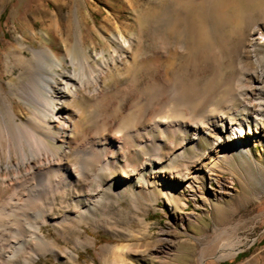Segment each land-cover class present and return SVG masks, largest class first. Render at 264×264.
Segmentation results:
<instances>
[{
    "label": "rangeland",
    "instance_id": "374dc122",
    "mask_svg": "<svg viewBox=\"0 0 264 264\" xmlns=\"http://www.w3.org/2000/svg\"><path fill=\"white\" fill-rule=\"evenodd\" d=\"M183 1L189 6L183 9L179 27H188V33L197 37L198 26L208 23L211 35L231 38L224 48L227 60L218 62L208 57L200 61L198 86L203 92L204 84L215 76L214 91L219 94L233 78L236 82L243 79L245 87H235L236 96L230 97L233 98L224 112L228 111L225 115L234 122L248 120L250 127L245 129L244 139L252 154L233 148L227 133L207 125L201 127L199 139L185 146L181 141L185 137L193 139L192 133L170 132L164 137L148 129L134 134L138 141L133 147L119 149L112 159L116 164L108 168L102 162L92 164L89 157L93 149L89 140H84L76 147L77 154L69 156L70 165L81 169L83 176L68 186L66 193L55 198L51 195V216L56 222L43 224L56 250L47 252L43 247V252L39 247V256L31 264H264V109L258 124L253 120L258 108L255 99L264 98V86L259 83L264 71V0H230L226 13L232 14L234 20L229 24L220 23L217 2L204 8L198 6L200 0ZM171 3L172 0H0V116L4 112L9 118L11 105L29 114L28 104L16 91H28V79L31 87H38L39 73L33 71L37 67L32 66L19 78L20 68L6 63L10 52L22 51L31 56L32 49L47 48L60 57L72 53L82 58L100 51L109 57L119 46L116 35L127 33L136 42L134 49L125 52L124 62L106 82L123 88L133 79L125 65L134 57V74L142 77L139 85L163 73L173 56L180 62L182 54L159 60L154 53L156 41L164 36L175 39L167 21L161 18ZM256 36L260 38L254 44ZM64 66L75 68L69 58ZM160 87L150 91L143 102L148 104L153 96L165 97L167 86ZM90 104L86 98L82 107L87 109ZM122 104L107 114L116 115L123 109ZM76 106L71 105L73 119L77 118ZM128 106L127 102L125 107ZM28 114L22 117L26 119ZM88 118L84 115L83 121ZM87 128L94 134L93 124H87ZM141 137H147L146 145H140ZM220 143L227 147L224 152L218 151ZM203 164V174L195 182L196 191L176 177L189 173L188 167ZM163 186H169L171 194L165 193ZM12 193L7 190L0 203L7 205L14 198ZM26 199L27 194L21 200V209L0 212L1 264L7 258L22 259L35 247L29 233L42 218V212L36 209L38 204L45 202L28 199L29 204ZM80 206H88L90 212L78 211ZM16 239L23 246L10 257Z\"/></svg>",
    "mask_w": 264,
    "mask_h": 264
},
{
    "label": "bare ground",
    "instance_id": "6f19581e",
    "mask_svg": "<svg viewBox=\"0 0 264 264\" xmlns=\"http://www.w3.org/2000/svg\"><path fill=\"white\" fill-rule=\"evenodd\" d=\"M213 2L218 4L221 24H229L234 20L232 14L226 13L230 0H200L197 3L198 6L207 8ZM171 5L161 18L167 21L165 22L174 32L175 39H168L165 36L159 39L155 42L157 50L154 53L159 60L176 54H182L184 58L176 62L173 56L168 65L163 68V73L153 75L143 85L140 84L141 86L139 83L142 77L134 74V68L137 67L135 57L125 65L126 72L132 73L133 77L128 86L123 88L118 84L106 85L118 64L124 62L125 52L134 49L136 42L127 33L120 32L116 35L119 46L110 52L109 57L105 56V51L88 53L82 58H76L72 53L60 57L52 49L47 48H31L33 52L31 56H27L22 51L10 52L7 55L6 63L11 68H20L19 78L34 65L37 69L33 71L39 73V77L38 87H31V80L28 79L25 85L28 86V91L22 89L16 91V94L28 104L29 114L22 109L19 112L11 105L8 107L9 118H6L4 112L0 116V197L7 190H11L12 196L16 199L14 202L12 201L14 198L9 203L6 201L7 205L0 203V212H4V209L7 211L21 209L23 207L21 200L26 194L28 199H35V201L43 199L45 203L38 204L37 208L34 206V209L42 212L41 221L35 222L34 231L29 233H32L30 236L34 239L32 242L36 243H34L35 247L22 259L9 261L7 258L5 261L4 257L1 258L5 261L3 264H31L39 256V247H42L41 250L44 247L47 252H55V242L47 238L43 231V224L56 222L51 216L54 209L51 195L55 198L57 194L66 193L67 187L83 176L84 172L81 169L70 165L69 156L76 153V147H80L84 140H89L93 149L89 157L92 164L97 165L102 162L108 168L116 164L112 159L119 149L133 147L138 141L134 134L148 129H152L153 133L161 132L164 137L170 132L175 135L179 131L184 135L192 133L195 136L193 139L185 137L181 141L182 146H185L190 140L199 139L201 127L207 125L214 130L221 129V133H227L233 148L247 154L251 153L248 140L244 139L247 136L245 129L250 127L248 120L241 119L234 122L225 115L228 111L224 112V108L230 105L229 99L236 96H233L236 93L235 87L238 85L245 87L242 84L243 79L236 82L234 81L236 78H233L229 86L219 94H215L214 91L215 76L204 84L203 92L199 91L201 87L198 86L200 61L208 57H213V60L218 62L227 60L224 48L230 44L231 38H218L215 37L216 35H211L210 25L207 22V24L199 25L197 37H192V34L187 31L188 27H179V23L183 22L182 14L189 4L183 0H172ZM116 27H120V24ZM235 27L236 25L234 29L238 28ZM259 38L260 36L253 38L254 44L259 42ZM67 58L75 66L74 69L64 66ZM259 83L262 87L264 86V71L261 73ZM164 85L167 86L165 97L153 96L148 104L143 102L150 91ZM198 91L201 94L198 95ZM231 96L233 97L230 98ZM86 98L91 101L87 109L82 107L83 100ZM125 101L126 103L122 104ZM255 101L258 108L254 111L253 120L258 124L263 116L264 98L259 97ZM127 102L129 106L126 108ZM74 104L77 105L75 119L71 118V105ZM119 104H122L123 109L116 115L109 116L107 112ZM126 109L127 111L124 112ZM23 113L28 114L26 119L22 117ZM84 115L89 118L83 121ZM90 123L94 125V134L87 128V124ZM152 139L157 142L154 134ZM146 141L147 137L139 139L140 145H146ZM226 149L227 147L221 146L220 143L218 151L224 152ZM142 165L145 167L146 164ZM205 165L188 167L189 173L187 171L183 177L178 175L176 177L182 178L188 187L196 191L195 182L203 174L202 167ZM163 189L165 193L171 194L169 186H163ZM50 197L52 201H49ZM32 200L29 201L32 202ZM29 206L26 208L29 209ZM78 211L86 213L90 212V208L80 206ZM22 244L19 240L14 241L13 247L10 248L12 250H8L9 256H16Z\"/></svg>",
    "mask_w": 264,
    "mask_h": 264
}]
</instances>
